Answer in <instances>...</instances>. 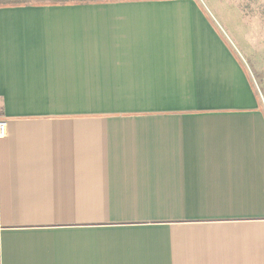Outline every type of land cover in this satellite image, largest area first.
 <instances>
[{
    "label": "crops",
    "instance_id": "crops-1",
    "mask_svg": "<svg viewBox=\"0 0 264 264\" xmlns=\"http://www.w3.org/2000/svg\"><path fill=\"white\" fill-rule=\"evenodd\" d=\"M261 35L264 0L0 6V264H264Z\"/></svg>",
    "mask_w": 264,
    "mask_h": 264
},
{
    "label": "trees",
    "instance_id": "trees-1",
    "mask_svg": "<svg viewBox=\"0 0 264 264\" xmlns=\"http://www.w3.org/2000/svg\"><path fill=\"white\" fill-rule=\"evenodd\" d=\"M39 1H49L52 3H64L69 1L77 2V3H90L96 1H110V0H0V6L19 5V4L33 3ZM125 1H136V0H125Z\"/></svg>",
    "mask_w": 264,
    "mask_h": 264
},
{
    "label": "rangeland",
    "instance_id": "rangeland-1",
    "mask_svg": "<svg viewBox=\"0 0 264 264\" xmlns=\"http://www.w3.org/2000/svg\"><path fill=\"white\" fill-rule=\"evenodd\" d=\"M261 38L262 40L264 41V35H261ZM259 54H264V51L263 52H260ZM263 64H264V57L261 56L260 59H259ZM258 78V77H256ZM256 86L258 87L259 89V95H260V99L263 103V107H264V79L263 80H257L256 81Z\"/></svg>",
    "mask_w": 264,
    "mask_h": 264
},
{
    "label": "built area",
    "instance_id": "built-area-1",
    "mask_svg": "<svg viewBox=\"0 0 264 264\" xmlns=\"http://www.w3.org/2000/svg\"><path fill=\"white\" fill-rule=\"evenodd\" d=\"M6 136V124L5 121L2 119V115L0 113V138Z\"/></svg>",
    "mask_w": 264,
    "mask_h": 264
}]
</instances>
